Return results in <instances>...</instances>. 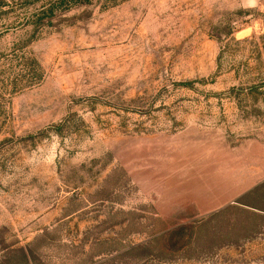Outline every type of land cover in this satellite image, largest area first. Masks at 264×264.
I'll return each mask as SVG.
<instances>
[{
    "label": "rangeland",
    "instance_id": "374dc122",
    "mask_svg": "<svg viewBox=\"0 0 264 264\" xmlns=\"http://www.w3.org/2000/svg\"><path fill=\"white\" fill-rule=\"evenodd\" d=\"M55 1L0 0V264H264V0Z\"/></svg>",
    "mask_w": 264,
    "mask_h": 264
},
{
    "label": "trees",
    "instance_id": "16d2710c",
    "mask_svg": "<svg viewBox=\"0 0 264 264\" xmlns=\"http://www.w3.org/2000/svg\"><path fill=\"white\" fill-rule=\"evenodd\" d=\"M67 2V0H56L55 2H54V4H53V6L55 5V6H57V5H61V4H63V3H66ZM54 8H52V10H53Z\"/></svg>",
    "mask_w": 264,
    "mask_h": 264
}]
</instances>
